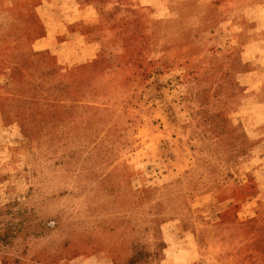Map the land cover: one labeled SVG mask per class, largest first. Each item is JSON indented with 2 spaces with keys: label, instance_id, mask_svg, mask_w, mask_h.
<instances>
[{
  "label": "rangeland",
  "instance_id": "rangeland-1",
  "mask_svg": "<svg viewBox=\"0 0 264 264\" xmlns=\"http://www.w3.org/2000/svg\"><path fill=\"white\" fill-rule=\"evenodd\" d=\"M0 264H264V0H0Z\"/></svg>",
  "mask_w": 264,
  "mask_h": 264
}]
</instances>
